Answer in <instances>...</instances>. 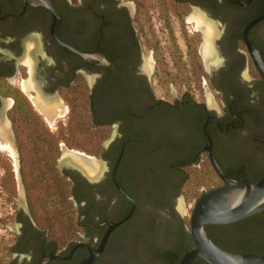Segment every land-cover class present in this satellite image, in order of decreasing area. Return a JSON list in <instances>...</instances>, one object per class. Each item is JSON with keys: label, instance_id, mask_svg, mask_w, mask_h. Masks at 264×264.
I'll return each instance as SVG.
<instances>
[{"label": "flooded vegetation", "instance_id": "obj_1", "mask_svg": "<svg viewBox=\"0 0 264 264\" xmlns=\"http://www.w3.org/2000/svg\"><path fill=\"white\" fill-rule=\"evenodd\" d=\"M169 1L166 60L139 0H0V264H180L198 199L264 178V0ZM204 230L264 257V209Z\"/></svg>", "mask_w": 264, "mask_h": 264}, {"label": "water", "instance_id": "obj_2", "mask_svg": "<svg viewBox=\"0 0 264 264\" xmlns=\"http://www.w3.org/2000/svg\"><path fill=\"white\" fill-rule=\"evenodd\" d=\"M212 164L216 173L224 181L230 185L234 184L223 177L213 160ZM263 209L264 178L254 186L246 184L244 188L218 189L203 195L194 204L188 222L193 249L184 255L180 264H191L194 258H200L207 264H264V257L239 254L218 248L207 237L204 230L206 225L233 223ZM125 219L118 223H109V230Z\"/></svg>", "mask_w": 264, "mask_h": 264}, {"label": "rangeland", "instance_id": "obj_3", "mask_svg": "<svg viewBox=\"0 0 264 264\" xmlns=\"http://www.w3.org/2000/svg\"><path fill=\"white\" fill-rule=\"evenodd\" d=\"M139 4L141 7L140 14L143 16L142 19L147 21L146 26H150L147 34H150L153 40H155L153 37L155 36L156 39L161 42V44L158 47L159 49L158 54H161L163 59L167 60L168 56L166 55V52L170 51V46L169 43H167V35L163 30L164 28L163 23L164 21H167V23L169 21L172 22L174 26V22L176 20L169 13L170 8L168 6L170 5V1L169 0H139ZM174 30L175 32H178V30L175 29V27ZM173 40L176 41L177 39L173 37ZM173 45L174 46L172 49H178L176 50V52L180 51V49L178 48L179 45L182 48V42L179 39H178V44L174 43ZM188 78L192 80L191 76H188ZM189 174H190L189 175L190 182L187 183V186L185 187V191H188L189 190L188 188H191L194 191V193L192 197L188 195V197L186 198L187 202L186 204H184V208H186L188 205L189 206L193 205V200L196 197V194L199 193L201 186H203L201 183H198L196 172L191 171L189 172ZM181 206L179 207L181 208ZM68 222L69 221L61 219L59 224L60 229L67 227ZM187 222H188V217L185 218V223Z\"/></svg>", "mask_w": 264, "mask_h": 264}]
</instances>
